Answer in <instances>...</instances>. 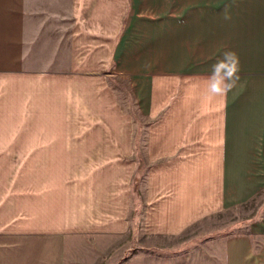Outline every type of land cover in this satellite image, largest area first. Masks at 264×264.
I'll return each instance as SVG.
<instances>
[{"label":"crops","instance_id":"0c3cea01","mask_svg":"<svg viewBox=\"0 0 264 264\" xmlns=\"http://www.w3.org/2000/svg\"><path fill=\"white\" fill-rule=\"evenodd\" d=\"M205 1L199 14L179 0H0V264H75L109 176L114 212L115 164L84 194L76 134L85 96L114 112V74L140 117L121 138L129 251L211 264L218 242L222 264H264V0Z\"/></svg>","mask_w":264,"mask_h":264},{"label":"rangeland","instance_id":"374dc122","mask_svg":"<svg viewBox=\"0 0 264 264\" xmlns=\"http://www.w3.org/2000/svg\"><path fill=\"white\" fill-rule=\"evenodd\" d=\"M213 2V1H212ZM194 5V12L199 13V9L203 7H208V1L205 0H179V7H190V4ZM214 4V3H213ZM211 6H214V5ZM9 8V6H8ZM201 14V12L199 13ZM199 14H196L199 15ZM191 14L189 15V17ZM104 74V73H102ZM91 75L92 80H84V87L97 88L96 79L98 77L99 81L103 76ZM112 80L114 93H115V108L114 112H106L99 108L98 110L91 109L90 105L86 103L84 97V111H83V120L82 127H76L77 136H81L83 139V168L86 172L83 178V193L86 194L88 189H91V185H88L92 181L90 173H96L97 168L101 169L104 166L107 167L109 163L113 162L115 165L111 166L109 164L108 168L113 169L114 171V191H113V206L114 212H112L110 196L111 194V181L109 176V182L104 183L108 184L110 187H104V191L108 190V200L106 198V192L102 194L101 189L98 191L99 198L95 201L92 199V205H95L93 209L98 213L99 220L101 221L98 236L93 238H83L82 242L77 245L74 251V261L75 264H177V256L166 248H146L141 251V254H137L138 250L131 248L129 251V243H134L133 237L131 235V240L124 237L122 234V221L124 216L130 215L133 217V208H126V205L123 204L122 200V181L119 176L121 167H122V145L121 138L123 135L124 123H128L131 119L133 124L135 121L139 120V114L137 106L134 103L133 95L128 83L123 81L118 74H114L109 77ZM108 116L109 125H106L103 118ZM126 121V122H125ZM128 129V128H127ZM113 138L112 146H106L101 144V141L111 142ZM115 149L113 153V158L108 160H96L89 159L92 152H100L103 150L107 151V148ZM108 149V150H109ZM87 157V158H85ZM133 169V164L131 165ZM87 168L89 170H87ZM91 168V169H90ZM98 173V172H97ZM97 177V176H96ZM101 184H99L100 186ZM92 197L96 198L95 191L92 190ZM85 200L83 202V205ZM91 204V203H90ZM86 205H84V210ZM140 210L136 209L134 212V218L137 219ZM95 214V213H94ZM114 220L115 231L114 236L107 238L102 232L106 231V226L103 227L102 224ZM135 231V233H137ZM135 236V235H134ZM215 237L210 238V241H213ZM204 241V240H201ZM206 242V241H204ZM211 251H212V260L211 264H222L221 260V246L218 242H211Z\"/></svg>","mask_w":264,"mask_h":264}]
</instances>
